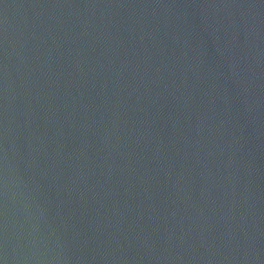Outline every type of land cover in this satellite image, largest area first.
<instances>
[{
  "label": "water",
  "instance_id": "water-1",
  "mask_svg": "<svg viewBox=\"0 0 264 264\" xmlns=\"http://www.w3.org/2000/svg\"><path fill=\"white\" fill-rule=\"evenodd\" d=\"M0 264H264V0H0Z\"/></svg>",
  "mask_w": 264,
  "mask_h": 264
}]
</instances>
